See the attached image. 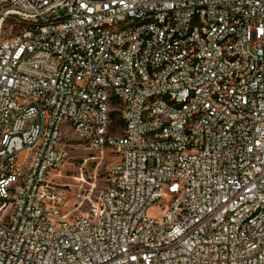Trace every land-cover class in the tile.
Here are the masks:
<instances>
[{
  "label": "built area",
  "instance_id": "built-area-1",
  "mask_svg": "<svg viewBox=\"0 0 264 264\" xmlns=\"http://www.w3.org/2000/svg\"><path fill=\"white\" fill-rule=\"evenodd\" d=\"M67 127L117 159L77 214ZM0 264H264V0H0Z\"/></svg>",
  "mask_w": 264,
  "mask_h": 264
},
{
  "label": "rangeland",
  "instance_id": "rangeland-1",
  "mask_svg": "<svg viewBox=\"0 0 264 264\" xmlns=\"http://www.w3.org/2000/svg\"><path fill=\"white\" fill-rule=\"evenodd\" d=\"M109 130L118 135L122 123L118 112L111 116ZM63 153L61 164L49 174L51 187L62 196L64 213L77 214L83 211L90 200L96 198L106 185L108 172L117 160L110 149L88 147L71 128H64L60 138ZM23 153L20 154L21 159Z\"/></svg>",
  "mask_w": 264,
  "mask_h": 264
},
{
  "label": "trees",
  "instance_id": "trees-1",
  "mask_svg": "<svg viewBox=\"0 0 264 264\" xmlns=\"http://www.w3.org/2000/svg\"><path fill=\"white\" fill-rule=\"evenodd\" d=\"M120 122L122 123V121L120 120Z\"/></svg>",
  "mask_w": 264,
  "mask_h": 264
}]
</instances>
